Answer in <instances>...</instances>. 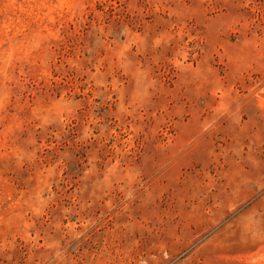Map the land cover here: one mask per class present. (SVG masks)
<instances>
[{
	"label": "rangeland",
	"instance_id": "obj_1",
	"mask_svg": "<svg viewBox=\"0 0 264 264\" xmlns=\"http://www.w3.org/2000/svg\"><path fill=\"white\" fill-rule=\"evenodd\" d=\"M0 264H264V0H0Z\"/></svg>",
	"mask_w": 264,
	"mask_h": 264
}]
</instances>
